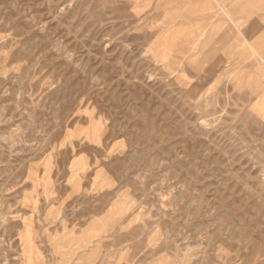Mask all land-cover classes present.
I'll use <instances>...</instances> for the list:
<instances>
[{"label":"rangeland","instance_id":"obj_1","mask_svg":"<svg viewBox=\"0 0 264 264\" xmlns=\"http://www.w3.org/2000/svg\"><path fill=\"white\" fill-rule=\"evenodd\" d=\"M0 264H264V0H0Z\"/></svg>","mask_w":264,"mask_h":264}]
</instances>
